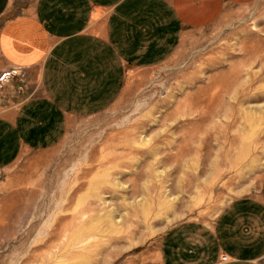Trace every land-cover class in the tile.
<instances>
[{"label":"rangeland","instance_id":"obj_1","mask_svg":"<svg viewBox=\"0 0 264 264\" xmlns=\"http://www.w3.org/2000/svg\"><path fill=\"white\" fill-rule=\"evenodd\" d=\"M1 75L3 113L33 90ZM263 174L257 0L185 29L165 62L127 72L109 108L0 170V264H154L171 225L212 221Z\"/></svg>","mask_w":264,"mask_h":264},{"label":"crops","instance_id":"obj_2","mask_svg":"<svg viewBox=\"0 0 264 264\" xmlns=\"http://www.w3.org/2000/svg\"><path fill=\"white\" fill-rule=\"evenodd\" d=\"M255 1L0 0V75L21 73L33 90L0 113V170L56 146L70 120L109 108L127 72L165 62L185 29ZM154 264H264V174L212 221L171 225Z\"/></svg>","mask_w":264,"mask_h":264},{"label":"built area","instance_id":"obj_3","mask_svg":"<svg viewBox=\"0 0 264 264\" xmlns=\"http://www.w3.org/2000/svg\"><path fill=\"white\" fill-rule=\"evenodd\" d=\"M10 73H11V72H9L8 75H5V73H3V74L1 75V76H2V79H3L4 77H6V76H7V77L10 76ZM224 260H226V256H222V257H221V261H224Z\"/></svg>","mask_w":264,"mask_h":264},{"label":"bare ground","instance_id":"obj_4","mask_svg":"<svg viewBox=\"0 0 264 264\" xmlns=\"http://www.w3.org/2000/svg\"><path fill=\"white\" fill-rule=\"evenodd\" d=\"M84 238V237H83Z\"/></svg>","mask_w":264,"mask_h":264}]
</instances>
